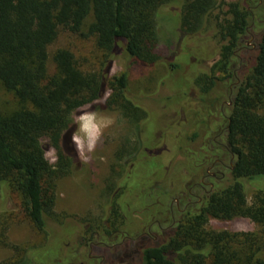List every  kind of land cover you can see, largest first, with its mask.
<instances>
[{
    "label": "trees",
    "instance_id": "16d2710c",
    "mask_svg": "<svg viewBox=\"0 0 264 264\" xmlns=\"http://www.w3.org/2000/svg\"><path fill=\"white\" fill-rule=\"evenodd\" d=\"M172 1L0 0V96L10 94L15 100L12 108L0 103V193L8 188L19 195L34 233L43 240L50 236L46 222L54 215L56 182L69 172L75 156L72 135L76 111L98 102L110 90L107 104L121 106L125 114H139L141 120L145 118V111L126 97L127 72L111 77L109 70L120 53L145 64L159 60L156 12ZM220 6L217 0H182V30H198L203 17ZM227 7L231 19L219 26L225 43L220 47L216 67L222 75L220 80L234 81L232 58L248 31L250 13L239 2ZM61 32L93 38L101 53L98 71H84L68 48L49 52ZM217 79L203 75L194 83L205 95ZM224 110L227 115L219 118L227 127L225 145L216 133L213 139H203L200 150L185 148L181 153L192 165L197 164L196 168L215 159L227 165L232 154V169L227 173L225 166L214 164L213 169L224 172V176L210 179L211 189L207 187V192L195 201L187 200L190 203L182 211L174 214L168 208L163 220L155 219L158 227L161 223L167 225L168 237L162 242L137 237L130 248L116 251L117 264H264V30L253 66L234 86L230 104ZM197 136L192 134L191 140ZM42 139H47L56 152L54 164L44 156ZM254 183L259 184L248 202L247 186ZM113 213L119 214L115 209ZM236 217L249 219L257 230L205 228L210 219ZM4 223L5 219L0 220V228ZM97 232L69 237L62 255L71 259L86 254L97 235L113 240L126 237L116 226L111 230L101 228L102 235ZM51 252L54 250L48 246L34 253L18 249L16 258L0 264H47ZM59 258H52L53 264H59Z\"/></svg>",
    "mask_w": 264,
    "mask_h": 264
},
{
    "label": "rangeland",
    "instance_id": "374dc122",
    "mask_svg": "<svg viewBox=\"0 0 264 264\" xmlns=\"http://www.w3.org/2000/svg\"><path fill=\"white\" fill-rule=\"evenodd\" d=\"M217 2L221 6L203 17L201 27L190 33H185L181 26L182 0L160 7L155 22L157 48L161 52L157 62L140 63L123 53L115 56L109 75L127 72L126 97L145 111V118L141 120L139 114H125L121 106L107 104L110 90L98 102L76 111V130L72 135L75 156L69 172L56 182L54 215L47 218L50 236L46 241L34 233L19 195L2 189L0 220L5 219L6 223L0 228V262L16 258L18 249L34 253L48 246L54 252L49 254L51 259H46L47 264L59 257V264L68 260L69 264H117L116 251L130 248L137 237L145 236L148 242H162L168 237L167 225L161 223L158 227L155 223L157 218L163 220L168 208L175 214L176 210H183L187 200L201 198L205 192L194 184L199 183L205 167L196 168L197 164L192 165L181 152L185 148L200 150L203 139L214 138L225 126L219 118L221 103L226 102L222 109L229 106V86L238 84L253 66L264 30V0ZM234 2L250 13L249 27L232 58L235 80H220L222 75L216 64L225 41L221 40L219 26L231 19L227 4ZM64 47L73 52L84 71H98L101 53L93 38L61 32L48 50L51 53ZM203 75L218 78L205 95L194 83ZM0 99L4 108L15 104L10 94L1 93ZM223 114L226 116L227 111ZM194 133L198 136L191 140ZM225 136L224 130L218 139L222 145L226 143ZM41 144L46 160L54 164V148L47 139H42ZM258 184L247 186L248 202ZM189 190L193 194L187 198ZM114 209L119 216L113 213ZM114 226L123 230L126 237L113 240L97 235L86 254L71 259L62 255L69 237L76 239L90 230L101 234V228L111 230ZM205 228L254 232L258 226L247 218L236 217L210 219Z\"/></svg>",
    "mask_w": 264,
    "mask_h": 264
},
{
    "label": "flooded vegetation",
    "instance_id": "af4514ba",
    "mask_svg": "<svg viewBox=\"0 0 264 264\" xmlns=\"http://www.w3.org/2000/svg\"><path fill=\"white\" fill-rule=\"evenodd\" d=\"M245 44H247V42H244ZM234 85L235 84H233L232 86L234 87ZM232 86L230 87L229 86V94H228V105L230 104V101H231V94H232ZM226 102H224V101H222V103H221V106H220V113H221V115L223 114V111H224V109H222L223 107H224V104H225ZM226 128L227 127H223V128H220L219 129V132H218V135H216V137H218V136H220L221 135V133H223V131L224 130H226ZM233 155L232 154H230V160L228 161V163H227V165H225L221 160H219V159H215L213 162H211L209 165H207V166H205V173H204V175L200 178V183L199 184H194V185H197V186H199L200 188H201V190L203 191V192H207V190H206V187L205 186H207L209 189H211L212 188V185H213V182H206L205 180L206 179H212V180H217V178H218V175H220L221 177H223L224 176V172H220V171H218V170H214L213 168V166H214V164H221L222 166H225V172H227L228 173V170L229 169H232V159H233ZM188 194H193L190 190L188 191ZM188 203H190V202H188ZM188 203H186L185 205H184V208L183 209H185L186 208V206H187V204ZM176 205L178 206V201L176 200ZM182 211V210H181ZM64 247V246H63Z\"/></svg>",
    "mask_w": 264,
    "mask_h": 264
}]
</instances>
